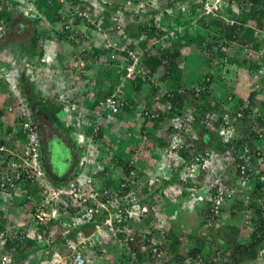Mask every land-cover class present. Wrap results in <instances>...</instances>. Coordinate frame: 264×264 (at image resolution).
Instances as JSON below:
<instances>
[{
  "label": "trees",
  "instance_id": "1",
  "mask_svg": "<svg viewBox=\"0 0 264 264\" xmlns=\"http://www.w3.org/2000/svg\"><path fill=\"white\" fill-rule=\"evenodd\" d=\"M99 1L104 6L105 11L95 15V9L91 4H89V2H87V0L86 2L85 0H29L30 4L33 5L37 11L36 18L29 19L32 23H34V25H36V23L40 21L42 17L46 18L55 28H57V26L60 24L61 29L58 30L60 31V41H69L75 45L76 48L72 54L74 63L72 62L70 66L72 72L76 71V66L74 65L75 61L80 63L79 65L81 69L87 70L84 65H81V59L87 60L90 58L93 63L96 62V64L99 65H103L104 63L107 64V61L111 62L112 65H109V68H105L107 69L106 74H104L102 71L99 72L101 78L97 80L98 82L96 81V84L99 83L100 88L96 84H93L89 87L86 94H84L83 99L90 103V108L95 110L90 111L92 117L96 114V108L100 111V113H102L100 103L107 97L114 94H116L118 100L124 101V105L119 111V114L125 118L140 108L138 100L133 101L128 96L126 98L123 96V94H121L119 77L122 80H128L129 82L136 83L135 90L138 91V93H142V91H144L145 86H143V84L146 83V86L149 87L152 92L150 95L146 96V98L149 100L153 97V95L158 96L163 84H170L173 87L172 90H167L163 96H159V99L162 102L166 103L168 106L170 105V110L165 111L162 113V115L160 114L158 118L155 115L157 114L155 112L156 110L152 108V102H149L148 100L147 105L143 108L142 112L145 122L143 127H145L147 122L150 120L157 121L164 119V117H172L176 113H182L184 110L190 107V104L199 101L201 107L205 108L206 111L214 112L215 114L217 113L218 116V120L214 122L217 129L214 128L211 130V132H205L203 135V141L206 143L210 142L208 147H211L220 153H227L226 149L233 144L230 143L225 146L218 134V127L224 121V113H229L230 110H245L244 112L246 114V118L250 117L251 114L248 112L256 113L260 112L261 109H264V98L263 100H258V94H256V92H251L249 100L244 101L240 95L236 94L237 90H235L229 96L228 100L226 99V101H223L221 96L218 94H212V91L215 89V87H212L213 90L207 87L211 86L214 80H216L218 77H221L220 74H215L217 73V71H215V68L217 67L216 65L208 66L207 72L204 74V76H201L198 82H194L200 83L202 86H205L208 89L205 90L204 87H202V89H198L199 96H196L197 91L195 87L191 89L184 86V73L180 61L183 60V57L187 54V52L188 55H190V58H193L192 61L194 64H199L200 61L202 62L205 56L208 57L209 61H213V56L216 59H226L229 52L228 48H230L233 43H237L239 45V50H235L233 52V56L231 58L232 60H230L231 65L233 64L239 66L240 68H244L246 70V74L250 73L256 76H263V78H261V80L263 79L261 83L263 86L262 91L264 93V37H259V33L264 34V0H223L221 2L220 9L213 10L212 12H207L203 9L206 0H155L156 2L148 4L147 11L139 10L136 11V13L132 12L131 15L135 13L133 16H135L136 19L139 17L145 19L143 21H139L137 24L128 23L124 28L122 37L119 35V41L116 43L114 40H116L115 37L117 36L113 33L116 31V27L112 25L111 17L116 9L124 6L125 4L122 2H113L110 4L106 0ZM133 1L134 2L132 6L140 5V3H142L140 0ZM27 4L29 5V3ZM85 5L90 7V11H93L97 20L100 19V17L103 19L104 29L101 31H107V34L113 33L114 37L111 38L112 34L109 36L107 35L108 37L105 41V43H108V41L112 42V46L110 48H105L104 46V48H99L92 41H89L87 38L83 37V34H77L75 38H71L70 32L65 30L66 24L68 23L72 22L75 25L81 23L82 18L78 17L76 13V7H85ZM235 6L238 7V10H236ZM20 7V0H15L12 2L10 0H0V28L6 27V29L9 30L12 28L11 23L16 19V17L19 15L24 17L26 16L23 12H21V10H19ZM160 14L163 15V20L158 21L157 16ZM166 23L170 26L175 25L174 27L183 25L185 27V31L183 34L176 31L174 36H170V26L165 27ZM24 25V23L20 22L21 28H23ZM89 25L91 26V29L95 28L94 25ZM41 39L42 35L40 30L34 26L33 36L29 38L28 36H25L24 44L22 45V47L26 49L27 52L24 54L15 53L13 55L15 59L18 60L19 63H22L29 61V59L32 58L33 62H31L34 64L36 63L34 65L35 68L41 66L47 51V48ZM121 42L126 43L122 50L120 49L122 48L120 44ZM159 42L163 43L164 45L160 47L161 45L159 44L160 46H158ZM82 45L84 46L83 48ZM244 48H251V56L243 53ZM130 52L139 55L140 65L143 73H136L131 77H127L126 67L129 60L126 59V57H130ZM112 53L117 54L118 57L112 58ZM260 54H262V57H260ZM105 55H108L109 57L107 56L106 58H102V56ZM16 69L17 68L14 70L15 75H17ZM32 69L33 68H30L29 70H31L33 73ZM226 74L227 77H222L221 79L227 80L228 82L234 79L233 81L235 82L233 83H236L237 87L239 88L240 83L238 78L233 77L229 80V72H226ZM235 78H237V80ZM21 82L26 83L25 78H21ZM116 89H119V91L117 92ZM24 93L25 92L22 89V95ZM27 99L28 105L32 108L34 116L38 122L39 119L36 112L38 108H41L44 112V115H46V117L51 119L59 126L61 123L60 114L66 113L63 112L61 105H54L50 102V100L46 99L43 100V102L41 101L39 106H37L36 104H33L32 100L29 98ZM255 99L257 100L255 101ZM234 100H236V102H234ZM12 101L16 111H20L19 108L21 103L18 101V97L8 91L5 99L6 108L5 111L0 110V115L3 114V112H9L8 107L12 104ZM246 106L248 107L246 108ZM81 111L83 113L82 117H84L85 113H89L82 109ZM231 116L232 119L235 120L234 114H231ZM262 116L263 115H261L259 121L263 127L261 128V132L258 134L254 133L253 138H250V140L244 136L241 141L235 144L238 148L240 145H244L246 142H249L250 149L248 154L251 156L252 163L256 165L259 164V159L264 161L263 145V148L260 146H255L256 140L264 138V116ZM246 118L241 122L236 121V126L240 129H243L246 123ZM81 121L82 120H80V122L78 121L77 123V127H79L80 132L77 131L74 133L71 129L68 133L69 139H66L67 145H69V149L71 150L70 162L67 159L69 164L67 172H71V168H73L72 162L75 149L72 144L75 143L74 141L76 138L78 141L79 133L82 134V136H86V132L91 131L88 129V124L84 126V124H81ZM198 124L202 127L208 126H203L196 115L195 126L198 127ZM2 125L3 124L0 123V144L14 147V139L16 136L14 138H10L9 136L13 130L12 127L8 124L6 130L2 131ZM197 127H194V129H197ZM170 128L172 131H174L172 126H170ZM39 130L41 137H43L42 146L45 155V168L48 178L55 184L67 183L68 181H63L60 183L59 181L55 180L52 175V168L55 167L56 159L59 160L60 158L58 156L65 152L64 146H62L60 149H55L52 147L50 148L47 141L48 139L52 138L50 137L45 140L44 134H42L41 129ZM73 133L75 136H73ZM148 135L153 137V135L151 136L150 133ZM154 138L159 141L161 147H169L168 142H166L162 137L154 136ZM89 139L90 138H88V141ZM262 143L264 144V139ZM188 145L189 142L187 143L186 141L185 144L182 143L180 145V148L182 149L180 155L184 158L185 162L191 161L194 155L198 154V150L195 154L190 153V148ZM16 147H19V145ZM243 147H245V145ZM203 151L204 150H200V152ZM75 152H77L76 169L73 170V173L68 179H74L75 176L80 175L82 172L85 174L91 173L93 164L84 163L82 166L80 157L82 158L83 154L79 148L75 150ZM232 156L236 157L237 154L232 153ZM58 164L60 166L63 165L60 160L58 161ZM120 164L123 166L125 177L130 176V171L134 166H132L129 163V160L126 159L120 160ZM64 167L65 166L63 165V168ZM184 168L185 163L178 168V171L175 172V174L171 176L172 178L165 182L164 185L179 181V173L182 172ZM60 171H62V168L58 167L54 173H58L59 175L64 174ZM94 175L100 179L105 177V180L108 181V178L104 176L103 172L101 174L94 173ZM199 180L204 181L205 178L200 176L198 178V181ZM205 182H207V180H205ZM197 184H199V182ZM106 185L109 189L112 186H115L113 187L114 189H118L119 186V188H121L122 186V191H120L121 195H128V193L131 192V189L136 188L131 180H125V183L122 182L121 185H113V182L109 181V183ZM164 185L158 186L153 191L150 190L149 185H146L145 187L136 191L135 195L133 196L137 203L148 209V211L143 213L142 222H140L143 227H145V225L151 222V219L154 218V213L149 211V207L147 206L150 205L151 202L158 200L156 195L164 190ZM192 185L193 183L189 180L188 183L185 184V186L188 187L182 190L181 195H177V198H181L182 200V194H188V189L191 188L192 190L193 188ZM39 187L40 186L38 182L30 180L25 186L28 194L32 197H38ZM221 187L212 186V190L209 195L215 197V195L219 193ZM15 200L24 207L31 205L30 200L27 199L22 200L20 197H15ZM202 201L197 200V203H202ZM164 203L166 204L165 201ZM203 204L202 223L205 225V228L209 227V230L215 237L208 238L209 236L200 237L193 235L194 239L196 238L194 244L192 246L190 245L189 247H186L181 242L178 232L175 229L170 228L169 231L165 233V238L168 240V242H166L165 245L160 243L154 244L150 240H147L148 238H151V234L154 233L143 232L144 229L141 228V225L136 226L137 229L140 227V230H138L140 235L133 241V245L136 247V249H138L137 260L135 259L132 263L123 261L121 264H198V262H195L196 260H198L201 264H224V260L227 258V261L230 260V263L232 264H245L246 259L255 260L258 256L260 248L264 247V184L256 181L251 192V196L247 202H240V200L237 199L232 201L233 208L231 209L230 213H237L234 215L238 219L243 217L241 220L245 221L248 225L249 223H252V225L256 226L255 231L247 241H241L239 239L238 235L240 236V231L242 232L243 228L237 223L228 227L231 231L229 237H220L221 239H218L220 236V230H218L219 227L216 226V223L220 221L219 219L221 218L219 216L223 214L224 208H219L218 214L215 212L216 209L214 208L215 210H213V208L210 206V202H204ZM131 205H133V202L128 198L121 202V208H128ZM55 207L59 210L61 216L58 219L49 221L45 225L47 228L46 238H48V242L44 245H41L37 239H33L28 236V229L32 222V219L28 216V214L19 215L14 210L7 211L4 208H0V238L2 240V243L0 244V252L1 258L4 255H9L10 261L7 264H44L42 261L39 262L37 259L39 254L42 255V258H51L53 257L54 251L64 252L68 241L79 240L77 235L80 230L87 234L88 232H86V229H90L93 227L94 223H96V221H92L85 223L80 227H70L66 229L63 223L69 221L71 219L70 215L73 214V212H75L77 209H80L81 206L70 198L56 204ZM197 208H201V204H197V206L194 207V209ZM237 210L239 213L236 212ZM242 211H247V213H250L251 215H246V213L243 214ZM103 217L104 214L101 212H96V220H100ZM129 225H132L131 222ZM143 234L146 235L147 239L143 238ZM142 243L145 246V250L138 248L142 245ZM224 244L228 246L227 249L225 248ZM154 248L157 249L156 252L154 251ZM97 250L98 247H96L94 250L95 252L90 251L88 253L90 254L89 257L93 258V253H96ZM217 254L218 257H220L222 254L223 259L218 258L216 256ZM1 261L2 259L0 260V264H3Z\"/></svg>",
  "mask_w": 264,
  "mask_h": 264
},
{
  "label": "rangeland",
  "instance_id": "2",
  "mask_svg": "<svg viewBox=\"0 0 264 264\" xmlns=\"http://www.w3.org/2000/svg\"><path fill=\"white\" fill-rule=\"evenodd\" d=\"M22 3L24 2L27 6V10H29L28 16L26 15L25 18L22 15H19L18 17H16V19L11 23L12 24V28L7 30L6 27H2L0 28V63L6 65L9 67V70L12 69L13 74H14V70L15 68H17V75H15V79L17 81H20L21 78H25V82H21V87L23 89V91L25 92L22 97H23V103L27 102V98H29L31 95L30 93L27 94L28 92V88H26V86H28L29 84H33V87L37 88L38 85H42L45 86L46 85V79L50 80L51 77L49 75L54 76L53 77V81L51 82V85L54 89H60L63 85V77H65L64 74L69 75L67 76L68 80L70 81L69 83L74 84V86L76 88H74L73 86V92H74V96H79L80 94L78 93L79 86H82L80 88H82L81 90H85L87 88V86H91V85H95L96 84V80L92 79V75H100V71L104 72V74H106V70L105 68H109V65H112L110 61H107V64H103V65H99L96 64V62L93 63V61L89 59L84 60L81 59V65H84V67H86L87 70H83L80 68V63H78V61H75V66H76V71L72 72L70 69L71 65H68L67 71L62 69L59 70V68L57 67V65H60L59 60H62L65 56L62 54V51L64 54H68L70 57L73 58L72 54L75 50V45H74V49H71V42L69 41H65V40H61L59 38V32L58 30L61 29V25L59 24V26H57V28H55L46 18L42 17V19L40 21H38L36 23V25H34V23H32L29 19H34L37 16V11L36 9L33 7V5L30 4V2H26V0H20ZM107 2H109L110 4H112L113 2H122L123 4H126L128 0H106ZM142 3H140V5H136V9L139 8V10H143V11H147L148 9V4H152V2H156L155 0H140ZM29 3V5L27 4ZM25 4H22L23 6ZM122 4V5H123ZM132 6V5H131ZM135 7V5L133 6ZM136 13V10L134 11ZM101 13L100 11H95V15L96 14ZM134 13V14H135ZM32 14V15H31ZM133 14V15H134ZM95 15H93V19L97 21ZM133 15H130L128 18V23L130 24H137L139 21H143L145 18H137ZM162 14L159 15V17L163 20L162 18ZM101 19V17H100ZM98 19V20H100ZM158 20V19H157ZM20 22L24 23V27L21 28L20 27ZM113 25V24H112ZM161 25V24H160ZM1 26V24H0ZM34 26L40 30V33L42 35V41L44 42L47 51L52 53V55L54 56V60L51 61V63H47L44 59H43V63L41 66H39L40 68V77H42L40 79V81L36 80V81H32L33 80V75L31 70H29L30 68H34V63L33 59L30 58L29 61L26 62H22L19 63L18 60L15 59V57L13 56L15 53L16 54H24L27 52L26 49H24L22 47V45L24 44V38L25 36L31 37L33 36V30H34ZM114 26V25H113ZM167 25H165L166 27ZM93 30V29H91ZM124 32V29L122 28V30L117 29L116 27V31H114L113 33L116 34L117 37L116 40H114V42H118L119 41V35L122 37ZM90 33V38L88 39L89 41H92L96 46H98L99 48H104V43L107 39V37L109 35L112 34L111 38H113V33L107 34V31H91ZM260 37L262 36V38L264 37L263 33H259ZM108 35V36H107ZM65 42V43H64ZM68 42L70 44H68ZM119 44V43H118ZM122 48L126 45V43H120ZM161 46H160V45ZM164 44L159 42L158 46L162 47ZM84 46L82 45V48ZM235 50H239V45L237 43H233L232 46L230 48H228V55H227V62L226 60H222L221 58H215L213 56V61H209L208 57H204L203 61L199 62V64H196V66L198 65L200 72L195 73L194 77H190L188 74L184 75V80L185 78L187 79H191L192 82L187 85L185 84L184 86L188 87V86H196L198 89H202V87L205 88V90L212 89L215 87V89L212 91V94H218L219 96H221V98L223 99V101H226V99H229V96L232 94V92L236 91V94L240 95L241 98L244 101L249 100L250 98V94L251 92H256V94H258V100H263L264 98V93L262 91V80L261 78H263V76L261 75H252L250 73L246 74V70L244 68H240L237 65H231L230 60H232V56H233V52ZM236 51V52H237ZM264 52V51H263ZM262 52V53H263ZM243 53H246L248 56H251L252 54V50L251 48L249 49H245L243 50ZM109 55V54H108ZM107 55V56H108ZM207 55V54H206ZM213 55V54H212ZM102 56V58H106L107 57ZM109 57V56H108ZM260 57H262V54H260ZM224 58V57H223ZM35 60V59H34ZM193 60V59H192ZM215 60V61H214ZM32 61V62H31ZM193 62V61H192ZM191 62V63H192ZM217 62L218 64H221L226 67L227 71L229 72L230 75H228L229 80L232 79L233 77H237L240 83V87L238 88L236 83H233L235 81H233L234 79L230 80V82H228L227 80L221 79V77L217 78L216 80H214L213 82V86H209V87H205L202 86V84L200 83H194V82H198L199 78H201V76H204V74L207 72V67L215 64ZM74 63V61H73ZM182 67H184L185 65V57H183V60L180 61ZM195 65L194 63H192V66ZM17 66V67H16ZM191 66V67H192ZM114 68V67H113ZM230 68V69H229ZM226 69L223 71V73L226 72ZM33 70V69H32ZM233 70V71H232ZM235 71V72H234ZM57 72H61V74H57ZM128 73V72H127ZM222 75V74H221ZM19 77L20 79H17V77ZM122 76V75H121ZM225 76L227 77V75L225 74ZM224 77V78H226ZM237 78H235L237 80ZM35 80V79H34ZM261 80V81H260ZM64 85L65 86L62 90L67 91V87H68V81L64 80ZM156 81V80H155ZM157 82V81H156ZM238 82V81H237ZM66 83V84H65ZM80 83V84H79ZM192 83H194L193 85H191ZM12 84L15 86L16 85V89H20V85L17 82H13ZM18 84V85H17ZM119 84L121 87V94H123L124 97L127 98V96H125L124 92L128 91L129 89L133 88V91H135L137 94L138 91H136L135 88V84L133 82H129L128 80H122L119 77ZM8 85V84H6ZM25 86V87H24ZM62 86V87H63ZM83 86H86L85 89ZM144 90L142 93H140L138 96H140V98L146 97L147 95H150L152 92L149 89V87L146 86V83L143 84ZM164 87V90H172V85L170 84H163L162 85ZM213 87V88H212ZM13 88V86H12ZM194 88V87H191ZM18 89V91H19ZM243 89V90H242ZM36 91L38 89H35ZM61 90V91H62ZM123 90V91H122ZM164 90L161 91V93L159 94V96H161L162 94H165ZM2 92H8L10 91L12 94L16 95L14 93V91L10 88L8 89V91L5 88L1 89ZM116 91L118 92L119 89H116ZM115 91V93H116ZM38 92V91H37ZM120 93V92H119ZM39 94V93H38ZM41 94V93H40ZM44 94V93H43ZM60 96V95H59ZM129 96V95H128ZM153 98H159V96L157 95H153ZM196 96H199V93H197ZM152 97V96H151ZM43 98L47 99L48 96L47 95H43ZM44 99H41V97H39V101H42ZM45 99V100H46ZM255 99V101L257 100ZM3 95H0V102L4 105H6L5 101H3ZM156 100V99H153ZM254 101V102H255ZM43 102V101H42ZM78 102V101H77ZM81 102V100H80ZM234 102H236V100H234ZM253 102V103H254ZM21 103V102H20ZM79 103V102H78ZM76 103H72V104H68V108L71 105H75L77 107V112H75L74 116L72 115L73 119H69V116H67L66 118L63 117V114H60L61 116V123L59 124V126L54 123L52 120L48 121V119L46 118V115L44 114H39L38 115V119H39V123L42 124L41 126V132L44 133L45 136V140L48 138H50L53 135H56V137H64L65 140L69 139L68 137V133L70 132V130L72 129L73 132H77L79 131V127H77V123L78 121L76 120V116H78V111H80L81 109L84 110L85 112H89L90 110H85L86 108L82 107L79 104ZM82 103V102H81ZM154 102L151 103L152 108L154 110H156L155 112L157 113V111L159 109H157V107L154 106ZM164 103V102H162ZM198 105H197V104ZM196 103L190 104V107H188L186 110H184L180 115H179V120H181V124H185L183 127L184 130L181 133V136L183 138V141L185 140L187 143L189 141V143H192V150L197 151L199 148L203 147V145L201 144L202 139H203V135L205 132H209V130L212 129H217L215 127L214 122H216V120H218V116L217 113L215 114L214 112H208L205 110V108L201 107V104L199 103V101H197ZM142 104H145V101L142 102ZM165 104V103H164ZM0 108V110L5 111V107ZM142 106V105H141ZM143 108L144 106L140 107L139 110H135V117H132L131 120H129L127 123H130V125H132V127H129L127 125H123L124 127L119 128L120 126V122L118 121V119H120V115L119 113L112 115V116H108L106 114H102L100 112H97L95 114V116L92 117V115L90 113H85L84 117L81 118V122H85V123H81L82 125L84 124L88 126V129H90L91 131H87V135L85 136V139L83 142H79L76 140L74 141L75 143H73L72 145L74 146V149L77 150L79 148V150L82 152V156L84 158H87L89 160L92 161L93 164L92 168H91V173L85 174L84 172L81 173L82 178L86 179L87 182H89V180L91 179L92 181H94L95 183H97L98 181L100 182V178L99 177H95L94 173H96L95 171H102L104 176H106L108 178V181H103L101 183L96 184V186H101L104 187L106 186V184L110 182H113V185L115 184H120L122 182L125 183V180H131L133 185L136 186V188L131 189V192L128 193L129 195H121L120 191H122V186L121 188L118 187V189H114L112 186L109 191L111 193V196L114 197L113 199L118 200V202H122L124 201L126 198L130 199V200H134L133 196L135 195L136 191H138L140 188L145 187L146 185H149V187L151 188L150 190L153 191L155 188H157V184H160V182H162V180H170V178H172L171 176L174 175V169H176L182 162V159H179V157L177 156V152L176 149L174 151H170L167 147L163 148L160 146L159 141L154 138V136H160L163 139L167 140L168 145L172 144L173 141L174 142H180L181 139L174 137V132L172 130L169 129L168 127V123L167 122H171V118L170 117H164L165 121L162 124H160V120L157 121H152L150 120L149 122H147L146 126L143 127V123H144V116L142 114L143 112ZM256 108V107H254ZM257 110V109H256ZM43 110L41 109L40 112H42ZM262 115L264 116V109H261ZM6 113V112H3ZM71 115V114H70ZM156 117L158 116L157 114H155ZM196 115L197 118H199L200 122L202 123L203 126H210L209 127H202V129L200 130V132H196L194 130H192L191 128V124L192 121L195 122L196 120ZM202 116V117H201ZM262 116V117H263ZM201 117V118H200ZM4 118V117H3ZM260 118L261 115H259L258 113L256 115H250V117L246 118V123L245 126L243 127V129L239 128V131L241 132V135L244 137L246 136V138H248V140H250V138H253V134L256 133L258 134L259 132H261V128H263L260 124ZM163 120V119H162ZM119 122V123H118ZM9 123V121H7L5 128L7 127V124ZM188 123V124H187ZM81 125V126H82ZM167 125V126H166ZM145 128V129H144ZM188 128V130L186 129ZM219 128V127H218ZM129 129V130H128ZM6 130V129H4ZM3 130V131H4ZM119 130V133L122 134L123 138L125 139V134L127 133H131L130 137H131V144H128L126 146V143L123 145L122 142L124 139L120 138L119 135H117V131ZM145 130V131H144ZM80 132V131H79ZM187 132V133H186ZM72 133V132H71ZM73 133V136H75ZM153 135V137H150ZM80 134V133H79ZM220 137V136H219ZM88 138L89 141H88ZM118 138V139H117ZM221 138V137H220ZM235 140L237 141H241L239 139H237L236 137H234ZM122 139V140H121ZM176 139V141H175ZM264 138L257 140V142L255 144H257L256 146H260L264 147V144L262 143ZM116 140L118 141V143L116 142ZM184 141V142H185ZM92 143V144H91ZM64 144V143H63ZM118 144H122V152L121 147H119ZM181 144V143H180ZM23 145V143H22ZM167 145V146H168ZM194 145V146H193ZM128 146H131L132 149ZM226 146V145H225ZM78 147V148H76ZM65 148V152L63 154H60L58 157L60 158V162L65 166L63 168V165L60 166L58 164V159H56L55 161V167L58 168H62V171H60L61 173H67V169L69 168V164L67 159L71 160V150L69 149V145H67V143L64 146ZM119 148V150L117 149ZM227 148V147H226ZM162 149V150H161ZM73 153V158L74 161L77 162V152ZM123 150H128V151H132L133 155L130 156L129 154H127L126 152H123ZM168 150V151H167ZM226 150L227 153H235V154H239L241 153V150H239V148H236V145L234 146H230L228 147ZM193 151V152H195ZM127 154L128 159H129V163L134 166L132 168V174L131 176H126L125 177V173H124V169L123 166L120 164V160H122L121 158H123V155ZM154 154H156V157L154 156ZM236 158H231L230 159V164L226 163L227 161L225 160V158L223 159L222 155H220V157L215 160L210 162V166L212 167V169H210L207 173H205V176L209 182H205L203 180H199V184H197L198 182H196V186H193V189H199L201 187H203L202 185H206L207 183H210V185L212 186H222L223 189L225 187H229L232 188V192H233V196L231 198V200L228 202H226V204L223 205L224 208V212L223 214H221L219 217L221 219H219L220 221L216 223V226L219 227L218 230H220V236L218 237V239L221 238H225V237H229L231 234L230 229L228 228L230 225H234V224H238L240 225L243 229L242 232L240 231V236L238 235L239 239L242 241H247L250 236L252 235V233L255 231L256 226L254 225L253 227H248L247 223L241 219H243V217L241 219H238L235 215L237 213H230L231 209L233 208L232 206V201L234 200H240V202L245 201L247 202L251 196V192L253 190V185L248 183V180L246 177H240L239 175L241 174V170L238 169L240 162L239 160H237ZM80 159L82 160L83 158L80 157ZM245 160H249L244 158ZM73 161V163L76 166V163ZM120 164V165H119ZM53 167L52 171L55 172L56 168ZM120 168V169H117ZM145 169V170H144ZM90 170V168H89ZM117 170V171H116ZM228 171L230 172V179H231V184L227 185L229 183L228 182ZM191 173V172H190ZM193 174H197L198 172L192 171ZM232 173V174H231ZM239 174V175H238ZM232 175V177H231ZM81 176H75V177H81ZM74 177V179H75ZM180 180L177 182L176 186H165L163 192H160L156 195L157 199L155 202H151L150 205H148L147 207H149V211H152L154 213V218L151 219V222L147 223L145 225V227H143L142 224H140V222H142V215L143 213H141V211H137L135 210L136 208H140L141 210V205H139V203L135 202L134 204V209H131V212H133L134 215V221L131 220V226L134 227V231L139 232L138 230H140V227L136 226H140L141 228L144 229L143 232H152L154 233L151 234L154 238H151V240H154V242H163V245H165L166 242H168V240H166L165 238V233L169 231L170 228L175 229L180 237L181 242L186 246L189 247L190 245L192 246L194 244V236H209L208 238H213L215 237L214 235H212L211 231L208 228H205V225H203V206H201V208H197V209H191V210H187V207L185 208V206L183 208L177 207L175 205L178 204V202H180V198H178V200L176 199L177 195H181V191L186 189L185 186V179L187 178L186 174L184 172H180L179 173V177ZM226 178V179H225ZM73 179V178H72ZM71 179H68L67 181H69ZM226 184V186H225ZM107 187V186H106ZM190 190V189H188ZM115 191V192H114ZM176 196V197H175ZM162 203H161V202ZM164 201L166 202V204L164 203ZM230 204V205H229ZM245 205V204H244ZM189 207V206H188ZM0 208H4L5 210H9L12 211L14 210L16 213H18L19 215H26L29 214L30 212V206L21 207V204H19L15 198H11V197H4L0 199ZM241 208V207H239ZM234 209H238V208H234ZM238 212V210L236 211ZM239 213V212H238ZM243 214L246 213V215H251L250 213L243 212ZM234 215V216H233ZM240 220V221H239ZM203 225V226H202ZM209 231V232H208ZM86 232H90V229H86ZM222 234V235H221ZM194 235V236H193ZM193 237V238H192ZM221 237V238H220ZM210 240V239H209ZM141 241V240H140ZM112 241L107 239L103 244H101L99 249H104V252H101L100 255H97L98 258H100L102 261H110V264H121L122 261L128 260L127 258V254H125V252H123L122 250V246L118 245V244H114ZM2 243V240L0 238V244ZM221 243V242H220ZM223 245V244H222ZM225 248H228V246L226 244H224ZM263 248H260L259 252H258V256L256 257L255 260L253 259H246L245 260V264H264V252L260 253V251L262 252ZM107 251V252H106ZM213 251V250H212ZM98 253V250H97ZM167 256V255H166ZM97 258V257H96ZM1 252H0V260H1ZM10 259V257H9ZM94 256L93 258H89V261L94 263ZM10 261V260H9ZM230 262V260H229ZM98 263L95 262V264Z\"/></svg>",
  "mask_w": 264,
  "mask_h": 264
},
{
  "label": "built area",
  "instance_id": "3",
  "mask_svg": "<svg viewBox=\"0 0 264 264\" xmlns=\"http://www.w3.org/2000/svg\"><path fill=\"white\" fill-rule=\"evenodd\" d=\"M15 1V0H10ZM202 1V0H200ZM223 0H206L204 3L203 9L207 12H212L213 10H219L221 7V2ZM25 2V1H24ZM21 2V7L19 10L28 16L29 10H27L25 3ZM29 2V0H26ZM86 2V0H85ZM89 4L93 6L95 11H100L101 13L105 11L104 6L99 0H87ZM133 0H128L124 6L119 7L116 11L113 12L111 17L112 24L117 27V29L122 30L128 23V18L132 12L139 11V8L131 6ZM236 10L238 7L235 6ZM76 13L78 17H81V23L75 25L74 23L66 24L65 30L70 32L71 38H75L77 34H83V37L89 39L90 32L92 31H101L103 27V19L97 20L96 22L93 19V11H90L88 5L77 6ZM32 15V14H31ZM158 21L162 19L157 16ZM92 24L95 26L91 30ZM167 27L168 25L166 23ZM175 26V25H174ZM169 27L170 36H174L176 31L181 34L184 33L185 27L183 25L174 27ZM112 42L104 43L105 48H110ZM121 50L123 48H120ZM112 58L118 57L117 54H111ZM54 56L50 52L45 53V61L51 63ZM128 59V64L126 67L127 77H131L136 73L141 72L140 57L136 53L130 52V57ZM13 82L18 81L13 77L12 69L9 70V67L0 64V87L2 84H8V88L12 89L16 96L18 97L20 105V111L17 112L14 108V105L11 104L8 107L10 113V126L12 127V132L9 134L10 138H14V147L7 146L5 144H0V199L6 196L11 198H22V200H30V212L28 216L32 219L31 225L28 229V236L33 239H37L41 245H44L48 242L47 237V228L45 225L53 220L58 219L61 215L59 210L55 207L56 204L65 201L66 199H73L77 202L81 208L77 209L73 214L70 215V220L63 223L66 229L70 227H80L85 223L96 221L93 227L90 228V232L87 234L83 231H79L77 237L78 241L70 240L65 246L64 252L54 251L53 257L42 258V255H38L39 262L44 264H89V255L90 251L95 252L94 250L99 245L103 244L107 239L111 240L114 244L122 246L123 252L127 254L128 260H125L127 263H132L135 259L137 260L138 249L133 245V241L140 235V233L134 231V227L129 225L131 222L133 212H131V207L121 208V202L119 203L117 198L110 197L109 190L104 189L101 193V186H96L95 182L91 179L87 182L86 179L82 178L81 173L75 179L69 180L67 183L55 184L47 176V171L45 168V155L42 146V137L40 135L39 125L34 116L32 108L26 103H23V97L21 90L16 89V85L12 84ZM19 84V83H18ZM17 84V85H18ZM13 86V88H12ZM7 88V89H8ZM0 95H3V101L6 99V95L0 89ZM124 105V101L118 100L116 94L107 97L104 101L100 103V108L102 109V114L112 115L117 114ZM3 104L0 102V108ZM5 107V105L3 106ZM248 106H246L247 108ZM70 113L75 114L77 112V107L71 105L68 108ZM245 110H235L238 119H243L245 115ZM78 116H76L77 121L80 122L83 115L82 111H78ZM225 121L229 122V115H225ZM85 123V122H81ZM222 131L228 133L229 131H234L231 127V130L223 127ZM23 143V145L21 144ZM21 144V145H20ZM92 144V143H91ZM19 145V147H16ZM176 143L172 145V149L176 148ZM249 150L246 148L244 150L243 157L249 160L247 163L240 164L241 173L244 177L247 178L248 183L255 186L256 181H259L264 184V161L259 159V164L257 168H251V156L248 154ZM211 157L215 158L216 155L211 152ZM80 161L81 165L92 163L91 160L82 157ZM204 158L202 156L196 159L195 165L186 166V169L200 168ZM80 165V166H81ZM30 181L38 182L39 184V193L38 197H32L28 194L25 186ZM27 183V184H26ZM233 196V192L230 189H220L219 193L215 197H210V203L213 210L218 213L219 208H222L228 200ZM107 197V198H106ZM23 208V206H21ZM215 208V209H214ZM142 213L146 211V208H142ZM96 212H101L104 214V217L100 220H96ZM219 214V213H218ZM99 216V215H98ZM97 216V217H98ZM134 219V217H133ZM125 222V223H124ZM129 223V224H128ZM249 227H253L252 223H249ZM154 235V234H153ZM143 238H146V235L143 234ZM151 238H154L151 236ZM152 243L163 244V242H154ZM140 245V244H139ZM138 248L145 250V246L142 245ZM157 248V247H156ZM156 248L154 251L156 252ZM264 249H262V252ZM220 254V253H219ZM9 255H4L2 257V263L7 264L9 262ZM195 262L200 263L198 260ZM224 264H231L229 261H224ZM201 264V263H200Z\"/></svg>",
  "mask_w": 264,
  "mask_h": 264
},
{
  "label": "crops",
  "instance_id": "4",
  "mask_svg": "<svg viewBox=\"0 0 264 264\" xmlns=\"http://www.w3.org/2000/svg\"><path fill=\"white\" fill-rule=\"evenodd\" d=\"M65 43V42H64ZM68 44H70L69 42H68ZM72 47H71V49L73 48L74 49V45L73 44H70ZM76 48V47H75ZM75 51V50H74ZM62 54L63 55H65V56H63L64 58L62 59V60H59V63H60V65H57V67L59 68V70H62V69H64V70H66L67 71V68H68V65H71L72 64V62L74 61V58H72V57H70L68 54L66 55V54H64L63 53V51H62ZM185 57V65H184V67H183V72H184V75H189L190 77H194V74L195 73H198V72H200V69H199V67H198V65L196 66V64L195 65H193L192 66V59L193 58H190V55H188V52H187V54L184 56ZM192 62V63H191ZM36 64V63H35ZM192 66V67H191ZM57 74H61V72L59 73V72H57ZM32 75H33V80H31L32 81V83H33V81H40V79L42 78V77H40V68H39V66H38V68H33V73H32ZM65 75V77H63V85H64V80H66V81H68V87H67V91H64V90H62L65 86H60L61 88L59 89H54L53 87H52V85H51V82L53 81V77L54 76H52V75H49L50 77H51V79L50 80H47L46 79V85L45 86H42V85H38L37 86V88H35V87H33V84L31 85V84H29L28 86H26V88H28V92H27V94H29L30 93V97H29V99L30 100H32V102H33V104H36L37 106H39V103L41 102V101H39V97H41V99H44L43 98V95H47L48 96V98H47V100H50V102L52 103V104H54V105H61V107H62V110H63V112H66V113H63V117H67V116H69V119L71 120V119H73V117H72V113H70L69 111H68V106L70 105V104H72L73 102L74 103H80V105L82 106V107H84V108H86L85 110H94L93 108H90L91 107V105H90V103L89 102H86L83 98H84V94H86V92H87V90L89 89V87L87 86V88L85 89V87L86 86H83L84 87V89L85 90H81L82 88H80V87H82V86H79V88H77V89H79V91H78V93L80 94L79 96H74V92H73V86H74V84H73V82L72 83H69L70 81L68 80V78H67V76H69V75H66V74H64ZM101 77H100V75H92V78H91V80L92 79H94V80H98V79H100ZM35 79V80H34ZM184 80V79H183ZM98 82V81H97ZM192 82V80L191 79H187V78H185V80H184V83L185 84H189V83H191ZM66 84V83H65ZM80 84V83H79ZM99 88H100V84L99 83H97L96 84ZM22 85H20V88L22 89V87H21ZM25 87V86H24ZM74 88H76L75 86H74ZM136 88V87H135ZM134 88V89H135ZM35 89H38L37 91L35 90ZM62 90V91H61ZM162 90H164V87L162 86L161 87V89H160V91H159V93H158V96H159V94L161 93V91ZM7 91H8V89H7ZM145 91V90H144ZM21 92V91H20ZM143 92V91H142ZM164 92H166V90H164ZM6 96H7V93L6 92H3ZM39 93V94H38ZM41 93V94H40ZM44 93V94H43ZM125 93V96H128L129 98H131L133 101L134 100H138L139 101V107H142V106H146L147 105V101L149 100V99H147L146 97H143V98H140V96H138L139 94H137L135 91H133V88H131V89H129V92L128 91H126V92H124ZM22 94V93H21ZM60 95V96H59ZM162 96H163V94H162ZM154 97V96H153ZM151 98L150 100H149V102H154L155 101V103H154V106L155 107H157V109H159V110H161V109H163L164 107H165V104L164 103H162V101L159 99V98ZM9 99V98H8ZM46 99V98H45ZM44 99V100H45ZM153 99H156V100H153ZM80 100H81V102H80ZM43 101V100H42ZM78 101V102H77ZM143 101H145V104H142V102ZM78 103V104H79ZM12 104H13V101H12ZM69 104V105H68ZM142 105V106H141ZM99 108V107H98ZM140 108H138V110H139ZM96 113L97 112H100L97 108H96ZM41 111V108H38V110H37V112H36V114H37V117H38V115L39 114H44V112L42 111V112H40ZM90 111H89V113H90ZM95 111V110H94ZM92 113V112H91ZM135 113H136V111L135 112H133L132 114H129V116H127V118H125L124 116H122V115H120V119H118V121L120 122H118L119 124H120V126H119V128H121V127H124L123 125H127V126H129V127H132V125H130V123H127L129 120H131V118L132 117H135ZM71 114V115H70ZM98 114V113H97ZM4 117V118H3ZM75 117V116H74ZM47 119H48V121H51V119H49L48 117H46ZM68 118V117H67ZM11 120H12V118L10 119V115H9V112H6V113H3V114H1L0 115V123H2L3 125V129H1L2 131L4 130V129H6L5 128V125H6V123H7V121H9V123L8 124H10V122H11ZM164 122H167V121H165V119H160V124H162V123H164ZM145 123V122H144ZM144 123L142 124L143 126H144ZM168 123V127L169 126H172L171 125V122H167ZM8 124H7V126H8ZM167 126V125H166ZM169 129L170 130H172L170 127H169ZM129 130V129H128ZM5 131V130H4ZM174 132V131H173ZM117 133V135H119V137L120 138H122V139H124L123 138V136H122V134H120L119 133V130L116 132ZM174 134H175V132H174ZM130 135H131V133H127V134H125V139L123 140V142H122V144L124 145L125 143H126V146L128 145V144H131L132 143V141H131V137H130ZM87 136V135H86ZM174 136H176V134L174 135ZM84 139H85V137L84 136H82V134H78V141H80V142H83L84 141ZM118 139V138H117ZM121 139V140H122ZM204 139H202V142H201V144L203 145V147H201V148H199L200 150L201 149H204L205 147H208V144H210V142L209 143H206V142H204L203 141ZM166 142H167V140H165ZM116 142L118 143V141L116 140ZM122 144H118L119 145V147H121V152H122ZM189 144H191L192 145V143H189ZM194 146V145H193ZM128 147H130L131 149H132V147L131 146H128ZM163 148H165V147H163ZM118 150H119V148H117ZM162 150V149H161ZM191 150H192V148L190 147V149H189V151L191 152ZM228 151V150H227ZM123 152H126L127 154H129L130 156H132L133 155V152L132 151H128V150H123ZM127 154H124L123 155V158H121V159H126V160H129L128 159V156H127ZM221 155H222V157H223V159L225 158V160L227 161L226 163H228V164H230L231 162H230V159L231 158H234V156H232V154L231 153H221ZM154 156L156 157V154H154ZM74 157V156H73ZM236 158V157H235ZM73 161H74V158H73ZM75 162V161H74ZM76 163V162H75ZM76 166H73V168H71V172L69 171V172H67V173H64V174H58V173H54V172H52V175H53V177H54V179L55 180H57V181H59L60 183L61 182H63V181H67L68 180V178H70V176H71V174L73 173V170H75L76 168H75ZM179 168V167H178ZM117 169H120V168H117ZM145 170V169H144ZM117 171V170H116ZM178 170H177V168L176 169H174V173L175 172H177ZM96 173H99V174H101L102 172L101 171H95ZM232 174V173H231ZM230 172L228 171V182H226V183H229V184H227V185H230L232 182H231V179H230ZM231 177H232V175H231ZM179 179V178H178ZM226 179V178H225ZM180 180V179H179ZM167 181H169L168 179H166V180H162V182H160V184H157V186H163L164 184H165V182H167ZM177 182L178 181H176V182H173V183H169V184H166V185H164V186H176V184H177ZM186 183V182H185ZM207 185V184H206ZM192 186H194V185H192ZM225 186H226V184H225ZM191 189V188H190ZM162 192H163V190H162ZM100 247H98V253H97V251H96V253H93V256H94V263H92V262H90L89 261V264H95V262H97L98 261V263H96V264H110V261L109 260H107V261H102L100 258H98V256L97 255H100L101 254V252H104L105 250H103V251H101V249H99ZM107 252V251H106ZM97 257V258H96ZM90 258V257H89Z\"/></svg>",
  "mask_w": 264,
  "mask_h": 264
},
{
  "label": "clouds",
  "instance_id": "5",
  "mask_svg": "<svg viewBox=\"0 0 264 264\" xmlns=\"http://www.w3.org/2000/svg\"><path fill=\"white\" fill-rule=\"evenodd\" d=\"M128 24V23H127ZM259 37H260V35H259ZM47 52V51H46ZM44 60H45V56H44V58H43ZM222 60H224V59H222ZM226 61H227V59H225ZM223 63V62H222ZM222 63L221 64H218L217 65V62L215 63V64H213V66H217L216 68H215V71H217V73H215V74H220V76H221V78L222 77H226L225 76V74H226V72H228L227 71V69H226V67L227 66H223L222 65ZM1 64V63H0ZM226 69V72L225 73H223V71ZM233 71V70H232ZM235 72V71H234ZM140 74H142L143 73V71L141 70V72H139ZM138 73V74H139ZM184 73V72H183ZM214 73V72H213ZM222 74V75H221ZM227 75V74H226ZM145 76V75H144ZM13 77L15 78V75L13 74ZM17 79H20L19 77H17ZM183 82H184V80H183ZM18 83H19V85H21V80L20 81H18ZM190 84V83H189ZM189 84H187V85H189ZM184 85H185V83H184ZM189 88H191V87H195V89H196V95H197V93H199V90H198V88L196 87V86H188ZM7 88H8V85H6V90H7ZM9 89V88H8ZM192 89V88H191ZM20 90H21V93H22V89L20 88ZM19 101V100H18ZM27 104H28V102H27ZM170 105L168 106V105H166V103H165V107L163 108V109H161V110H158L157 111V117L159 118V116H160V114L162 115V113H164L165 111H167V110H170ZM232 112V113H231ZM229 113H231V114H234V116H235V120H233L232 119V116H231V114H229ZM229 113H227V112H225L224 113V115H223V119H224V121L221 123V125L219 126V129H218V134H219V136L221 137V140L223 141V143H224V145H227V144H230V143H232L233 145L232 146H234L236 143H238L239 141H237V140H235V138L234 137H236L237 139H239V140H241L242 138H243V136L241 135V132L239 131V128L236 126V124H235V122L237 121V122H241L242 120H245V118H246V114L244 115V117H243V119H238L236 116H237V114H236V112H235V110H230L229 111ZM248 113H250L251 115L253 114V115H256L257 113L259 114V115H262V112H256V113H251V112H248ZM181 113H176V114H174L172 117L170 116V118H171V125H172V127L174 128V132H175V134H176V136H174V137H176V138H178L179 137V139H181V141L180 142H174L173 141V143L172 144H170L169 145V147H167L170 151H171V149H172V145H174L175 143H176V152H177V156L179 157V159H182V162H181V164L178 166V167H180L181 165H183L184 163H185V168L183 169V171L182 172H184L185 174H186V176H187V178H184L185 179V181H187L186 183H188V181L190 180L192 183H193V185L194 186H196V182H198V178L201 176V177H204V178H206V176H205V173H207L208 174V172L207 171H209L210 169H212V167L209 165L210 164V162H212V161H215V160H217L219 157H220V155H221V153L220 152H218V151H216L215 149H213V148H211V147H205L204 149H201V150H204L203 152H200V150L198 149V154L197 155H194V157L191 159V161H188V162H185V160H184V158L180 155V153H181V148H180V145L182 144V143H184L185 144V142L183 141V138H182V136H181V133L183 132V130H184V128L183 127H185L183 124H181V120H179L180 118H179V115H180ZM229 115V122H227V121H225V115ZM107 115V114H106ZM112 115H115V114H112ZM112 115H108V116H112ZM77 119V118H76ZM37 123H39L38 121H37ZM192 123L193 124H191L190 126H191V128H192V130H194V131H196V132H200V130L202 129V126L201 125H199L198 124V127L197 126H195V122H193L192 121ZM188 124V123H187ZM194 127H197V129H194ZM207 127H209V126H206V128ZM223 127H225V128H227L228 130H231V127L234 129V131H229L228 133H224L223 131H222V129H223ZM210 128V127H209ZM187 130H188V128H186ZM211 129V128H210ZM198 130V131H197ZM209 132H211V130H209ZM187 133V132H186ZM262 139V138H261ZM259 140V139H258ZM175 141H176V139H175ZM189 142V141H188ZM257 142V140L255 141V143ZM181 143V144H180ZM245 145V147H243ZM244 145H240L238 148H239V150H241V153H239L237 156V160H239V162H240V164H244L245 162L247 163V161H245V159H244V157H243V154L242 153H244V150L246 149V148H248V150L250 149V143L249 142H246ZM257 144H255V146H256ZM188 147L190 148H192V146H191V144H189L188 145ZM236 148H237V146H236ZM237 148V149H238ZM263 148V147H262ZM175 149H173L172 151H174ZM168 151V150H167ZM193 151H195V150H193ZM190 152V153H192V154H195L197 151H195V152ZM211 152L213 153V154H215L216 155V157L215 158H212L211 157ZM200 156H202L203 158H204V160L202 161V165H201V167L200 168H194V169H192L191 170V168L190 169H186V166H193V165H195V162H196V159L198 158V157H200ZM83 157V156H82ZM240 164H238V165H240ZM251 168H257V166H258V164L256 165V164H254V163H252V161H251ZM178 167H177V170H178ZM238 169L239 170H241V168L240 167H238ZM197 171L198 173L197 174H193L192 173V171ZM179 172H180V170H179ZM181 172V173H182ZM191 172V173H190ZM239 175V174H238ZM240 177H244V175H242V173L239 175ZM205 180H207V179H205ZM204 180V181H205ZM103 181H106L105 180V177H103L101 180H100V182L98 181L97 183H95V185L96 184H98V183H101V182H103ZM207 182H209L208 180H207ZM107 186V185H106ZM106 186H104V187H101V193L103 192V190L104 189H108L109 190V188L108 187H106ZM203 187H201V188H199V189H196V190H194L193 188H192V190L190 189L189 190V193L188 194H182V196H183V199L181 200V198H180V202H178V204H176L175 203V205L177 206V207H180V208H183L184 206H185V208L187 207V210H191V209H194V207L195 206H197V204L198 205H200L201 204V206H203L204 204V202H210V197H212V196H210L209 194H210V192H211V190H212V186L210 185V183H207V185H202ZM150 188V187H149ZM226 189L228 188V189H230L231 191H232V188H229V187H225ZM224 188V189H225ZM151 189V188H150ZM221 189H223V187H221ZM109 195H110V197H111V194H110V191H109ZM184 195H186V196H184ZM113 196V195H112ZM107 198V197H106ZM232 198V197H231ZM234 198V197H233ZM232 198V199H233ZM134 199V198H133ZM176 199L178 200V198L176 197ZM197 200H203L202 201V203H197ZM231 200V199H230ZM229 200V201H230ZM132 202H133V205H131L130 207H131V209H134V204H135V199L134 200H132ZM140 205V204H139ZM189 206V207H188ZM142 208H146V207H142L141 206V209ZM135 210H137V211H141V213H142V210H140V208H136ZM146 211H148V209L146 208ZM145 211V212H146ZM144 213V212H143ZM134 217V216H133ZM133 217H132V219L131 220H134L133 219ZM101 245H99L98 247H100ZM227 249V248H226ZM104 249L102 248L101 249V251H103ZM260 253H261V251H260ZM217 257H218V254L216 255ZM218 258H220V259H223V255L221 254V256L220 257H218ZM228 260V258L227 259H225L224 261H227ZM123 262V261H122ZM232 264V263H231Z\"/></svg>",
  "mask_w": 264,
  "mask_h": 264
},
{
  "label": "flooded vegetation",
  "instance_id": "6",
  "mask_svg": "<svg viewBox=\"0 0 264 264\" xmlns=\"http://www.w3.org/2000/svg\"><path fill=\"white\" fill-rule=\"evenodd\" d=\"M1 86L2 87H0V89L6 88V84H2ZM38 125H39V129H40L41 126H42V124L41 123H38ZM42 134H44V133H42ZM53 136L54 137L51 136L52 139H48V137H47V139H48L47 142H48L50 148L52 147V148H55V149L56 148L60 149L62 146H65V144L67 143L64 137H59V135H58V137H56V135H53ZM63 143H64V145H63ZM73 166H75V164L72 162V167ZM131 174H132V170L130 171V174L129 175L131 176Z\"/></svg>",
  "mask_w": 264,
  "mask_h": 264
}]
</instances>
